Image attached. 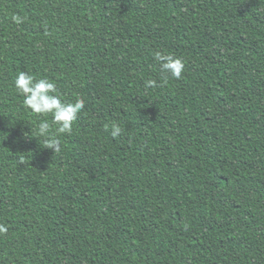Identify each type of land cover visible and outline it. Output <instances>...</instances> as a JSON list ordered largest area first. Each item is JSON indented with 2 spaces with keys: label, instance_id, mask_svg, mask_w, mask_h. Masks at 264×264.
<instances>
[{
  "label": "trees",
  "instance_id": "1",
  "mask_svg": "<svg viewBox=\"0 0 264 264\" xmlns=\"http://www.w3.org/2000/svg\"><path fill=\"white\" fill-rule=\"evenodd\" d=\"M0 223V264H264V0H0Z\"/></svg>",
  "mask_w": 264,
  "mask_h": 264
},
{
  "label": "clouds",
  "instance_id": "2",
  "mask_svg": "<svg viewBox=\"0 0 264 264\" xmlns=\"http://www.w3.org/2000/svg\"><path fill=\"white\" fill-rule=\"evenodd\" d=\"M17 22H22V18H17ZM155 60L160 65L163 73L170 74L171 77L180 79L184 71V61L179 57L170 54L156 52ZM155 80H148L146 86H155ZM17 91L23 95L24 104L34 113L52 114V122L59 125V133H71L73 123L84 109V100L76 99L74 102H65L61 96L56 94L57 88L54 82L47 78L36 79L26 72H19L15 79ZM51 124L47 120L39 123L37 134L45 138L44 147L57 150L58 141L50 135ZM111 135L117 137L123 129L118 124L111 126ZM7 226L0 223V234L7 232Z\"/></svg>",
  "mask_w": 264,
  "mask_h": 264
}]
</instances>
